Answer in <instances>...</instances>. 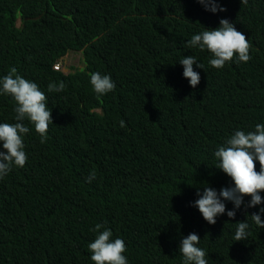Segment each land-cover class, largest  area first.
<instances>
[{
	"label": "trees",
	"instance_id": "16d2710c",
	"mask_svg": "<svg viewBox=\"0 0 264 264\" xmlns=\"http://www.w3.org/2000/svg\"><path fill=\"white\" fill-rule=\"evenodd\" d=\"M219 3L213 14L198 0H0V75L15 67L34 81L52 119L44 142L24 122L25 165L0 178V264H94L96 223L123 238L128 264H181L189 232L207 264H264V228L245 210L208 224L190 206L197 187L230 183L212 155L224 137L264 123V0ZM220 18L248 40V61L214 68L207 50L186 47ZM73 52L83 66L66 71ZM190 54L204 66L195 88L178 63ZM92 71L115 88L95 94ZM13 104L0 95V122H14ZM245 218L249 235L234 241Z\"/></svg>",
	"mask_w": 264,
	"mask_h": 264
},
{
	"label": "clouds",
	"instance_id": "9594fccd",
	"mask_svg": "<svg viewBox=\"0 0 264 264\" xmlns=\"http://www.w3.org/2000/svg\"><path fill=\"white\" fill-rule=\"evenodd\" d=\"M198 3L213 14L225 11L219 0H198ZM188 48L207 50L210 56L209 66L221 68L226 62L233 60L246 62L249 60V43L244 34L236 30L233 23L227 18H220L218 26L205 27L193 33L185 41ZM177 63V62H176ZM183 66L182 76L187 78L188 84L195 88L200 81V73L194 70L204 69L194 55H185L178 60ZM60 61L54 68H60ZM89 84L92 91L104 95L115 88V82L107 73L101 74L92 71L89 74ZM48 91H60L63 82L48 84ZM0 95L10 96L14 101L12 120L14 122H0V178L7 175L12 168H22L27 160L23 138L29 132L24 123L28 121L34 131L39 134L40 141L47 137L49 123H52L49 108L46 106L45 94L38 85L24 78L15 67H11L4 75H0ZM120 126H124L121 120ZM215 158L214 167L230 178V183L221 186L219 190L208 184L196 188L190 206L195 207L208 224H214L216 218L222 214L233 218L237 210H245V216L258 228H264V123H256L254 130L244 131L235 129L224 137L221 144L212 152ZM254 161L258 162L256 170ZM95 170H90L85 177L86 181L95 179ZM245 197H248L245 199ZM232 207L226 211V203ZM255 208L248 213L247 209ZM94 238L88 242L89 259L94 264H128L126 244L123 238L114 236L111 229L101 223H96L91 229ZM249 235V223L245 218L235 222L234 241L245 240ZM200 238L195 232L181 235L178 243V252L181 254V264H207L205 251L199 246Z\"/></svg>",
	"mask_w": 264,
	"mask_h": 264
},
{
	"label": "rangeland",
	"instance_id": "374dc122",
	"mask_svg": "<svg viewBox=\"0 0 264 264\" xmlns=\"http://www.w3.org/2000/svg\"><path fill=\"white\" fill-rule=\"evenodd\" d=\"M18 22L21 21L20 15L18 14L17 16ZM82 67L83 66V61H82V54L80 52L78 53H70L64 60V70H68V67Z\"/></svg>",
	"mask_w": 264,
	"mask_h": 264
}]
</instances>
